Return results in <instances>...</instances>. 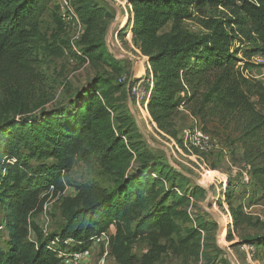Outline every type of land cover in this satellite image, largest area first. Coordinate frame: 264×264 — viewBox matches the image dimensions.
I'll list each match as a JSON object with an SVG mask.
<instances>
[{
	"label": "trees",
	"instance_id": "obj_1",
	"mask_svg": "<svg viewBox=\"0 0 264 264\" xmlns=\"http://www.w3.org/2000/svg\"><path fill=\"white\" fill-rule=\"evenodd\" d=\"M45 1L0 0V85L35 83L34 44L43 36L37 16ZM69 1L83 25L75 43L79 54L69 34L60 36L65 27L56 15V31L45 49L57 57L68 51L110 70L91 75L49 110L0 119V207L7 229L0 264H58L48 248L51 236L72 238L83 248L110 226L108 255L115 264H159L169 250L199 258L201 242L215 224L188 209L205 190L158 160L141 139L126 110V81H118L122 68L104 40L111 11L103 0ZM124 1L127 20L117 36L131 38L151 76L145 121L151 118L158 132L176 140L182 108L210 134L212 122L229 128L240 146L243 170L264 197V84L245 73L247 65L238 57L264 55V0ZM188 20L203 31L186 30ZM133 152L137 164L121 169L112 187L90 181L62 198L63 222L43 236L32 217L42 211L45 189L62 192L76 161L107 167ZM232 213L235 225L256 229L232 245L264 251V222L238 209ZM137 242L146 245L140 255L133 251Z\"/></svg>",
	"mask_w": 264,
	"mask_h": 264
},
{
	"label": "rangeland",
	"instance_id": "obj_2",
	"mask_svg": "<svg viewBox=\"0 0 264 264\" xmlns=\"http://www.w3.org/2000/svg\"><path fill=\"white\" fill-rule=\"evenodd\" d=\"M103 3L113 14V18L108 22L104 40L108 52L119 61L122 68L121 75L126 77L127 99L125 105L127 112L133 118L135 126L137 120L148 136L146 139L136 126L144 144L156 158L169 163L177 170H182L193 184L205 190L203 195L192 201L190 214L193 217L200 216L215 224L214 229L206 233L201 242L202 249L199 258H194L190 254H172L169 250L162 255L159 264H237L236 260H238V264H243L240 259L245 262L247 258L253 263L255 261L261 263L264 257L263 250H258L255 246L248 247L244 243L232 245L233 242L243 238L246 234L256 231L245 223L235 225L232 211L238 209L252 220L264 222V197L243 170L240 146L234 140V134L229 128L212 122L207 127L214 138L213 146L207 152L192 153L182 144V131L185 128L201 127V125L190 116L188 109L184 111L182 108L176 118L177 140L180 139L181 143L160 131L158 132L151 118L148 119V122L145 121L144 107L140 103V106L136 104L130 88L139 78L142 80L140 90L142 92L148 90L149 83L145 76L147 72L144 64L146 59L142 58L131 38L126 37L125 40H121L117 36V31L125 23L124 18H127L125 1L103 0ZM208 14L216 15L217 13L209 12ZM55 15L61 20L58 0H46L37 16L43 36L42 40H37L34 44L35 83L24 86L0 85V119L27 117L38 114L43 109L49 110L56 104L66 101L67 97L86 83L91 75L110 70L106 65L94 64L68 51L58 57L47 51L45 46L47 42L51 41V34L56 31L53 20ZM169 26L170 23L164 27V30H168ZM183 27L195 33L203 31L201 25L194 21L183 22ZM69 31L66 28L60 36L66 38ZM238 57L243 58L247 65L245 73L264 83V58L261 54H253L249 57L239 54ZM242 65L241 62L237 63V66ZM129 81L130 87H128ZM19 111L23 113H19ZM138 158L137 153L133 152L131 155L119 157L110 166H95L93 168H88L81 161H76L66 175L64 190L54 193L47 202L44 211L45 221L40 222L41 226L52 231L62 224L61 200L66 196H74L77 193V186L93 181L102 187L110 188L120 170H130L137 164ZM227 195H229V202ZM3 213L4 211L0 207V221H2ZM2 240L0 237V245ZM134 248L135 254L140 255L146 249V245L143 242H137ZM105 261L106 264H113L109 255L105 256Z\"/></svg>",
	"mask_w": 264,
	"mask_h": 264
},
{
	"label": "built area",
	"instance_id": "obj_3",
	"mask_svg": "<svg viewBox=\"0 0 264 264\" xmlns=\"http://www.w3.org/2000/svg\"><path fill=\"white\" fill-rule=\"evenodd\" d=\"M60 18L64 24L65 29H69V39L70 45L73 51L79 54V51L76 47V42L80 39L83 33V25L78 18L73 6L71 5L69 0H58ZM264 58V55H261ZM257 79L260 80L257 76ZM142 79V78H141ZM125 75H121L119 81L125 82ZM142 80L139 78L136 82L131 86L130 91L131 94L138 106L139 103L147 109V99L149 96V89L145 92L140 90V83ZM130 85V81L128 82V87ZM182 144L189 152H207L211 149L214 144L213 136L204 131L200 126H194L192 128H185L182 131ZM55 191L53 186H49V188L45 189L41 196H45V201L43 203L42 211L39 213H43L46 209L47 202L50 198L53 197ZM192 201V200H191ZM190 212V208L188 209ZM45 216V215H44ZM45 221V219H44ZM43 221V222H44ZM42 223L37 224L39 229L41 230L43 236H47L51 230H47L44 226H41ZM0 237L4 239L7 235V229L5 227L4 220L0 221ZM109 232L107 230L100 232L99 234L93 236L90 240V243L83 247L78 248V242L73 240L72 238H60L58 236H51L48 241V248L55 252L56 257L58 258V264H106L105 256L108 255V241H109ZM29 238L34 240L35 233L33 231H29ZM248 247L252 245L246 244ZM100 256L97 257V255ZM238 264V263H237ZM244 264H261L258 261L254 263L247 258Z\"/></svg>",
	"mask_w": 264,
	"mask_h": 264
},
{
	"label": "crops",
	"instance_id": "obj_4",
	"mask_svg": "<svg viewBox=\"0 0 264 264\" xmlns=\"http://www.w3.org/2000/svg\"><path fill=\"white\" fill-rule=\"evenodd\" d=\"M142 58H144V56H142ZM144 64H145V66H147L146 65V60H144ZM146 69V68H145ZM131 72H132V69H131ZM145 76H147V81H148V83L150 84V89H151V86H152V82H151V76L147 73V74H145ZM264 84V83H263ZM149 87V86H148ZM149 89V90H150ZM185 111V110H184ZM32 219L37 223V224H40V222H43L44 221V219H45V216L43 215V213H38V214H36V215H34L33 217H32ZM39 220V221H38ZM108 232H109V234H112L113 232H114V227L113 226H110L108 229H106ZM135 249V248H134ZM134 249H133V251H134ZM109 258H111L112 259V262H113V264H115V262H114V260H113V258L112 257H110L109 256ZM237 261V263H238V260H236ZM240 262H242L243 264H244V262L242 261V259H240Z\"/></svg>",
	"mask_w": 264,
	"mask_h": 264
},
{
	"label": "water",
	"instance_id": "obj_5",
	"mask_svg": "<svg viewBox=\"0 0 264 264\" xmlns=\"http://www.w3.org/2000/svg\"><path fill=\"white\" fill-rule=\"evenodd\" d=\"M109 4H111L112 5V3L111 2H109ZM130 101V100H129ZM136 122V126H137V128L139 129V131L142 133V135L146 138V139H148V136L146 135V133L144 132V130L142 129V127L140 126V124L138 123V121L136 120L135 121ZM178 171H180V172H182L183 173V171L182 170H178ZM219 228H220V224H219Z\"/></svg>",
	"mask_w": 264,
	"mask_h": 264
},
{
	"label": "bare ground",
	"instance_id": "obj_6",
	"mask_svg": "<svg viewBox=\"0 0 264 264\" xmlns=\"http://www.w3.org/2000/svg\"><path fill=\"white\" fill-rule=\"evenodd\" d=\"M124 20H125V22H126L127 18H126V19L124 18ZM124 24H125V23H124ZM140 118L143 120V118H142V117H140Z\"/></svg>",
	"mask_w": 264,
	"mask_h": 264
}]
</instances>
